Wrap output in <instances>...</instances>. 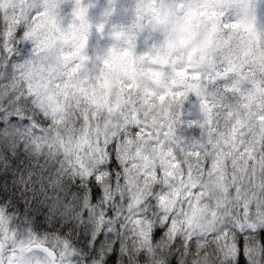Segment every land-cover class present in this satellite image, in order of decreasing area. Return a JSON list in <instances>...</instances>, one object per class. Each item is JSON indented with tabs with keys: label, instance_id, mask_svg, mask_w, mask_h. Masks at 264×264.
I'll return each instance as SVG.
<instances>
[{
	"label": "clouds",
	"instance_id": "9594fccd",
	"mask_svg": "<svg viewBox=\"0 0 264 264\" xmlns=\"http://www.w3.org/2000/svg\"><path fill=\"white\" fill-rule=\"evenodd\" d=\"M0 264H264V0H0Z\"/></svg>",
	"mask_w": 264,
	"mask_h": 264
}]
</instances>
